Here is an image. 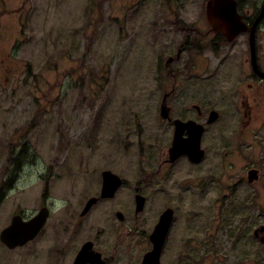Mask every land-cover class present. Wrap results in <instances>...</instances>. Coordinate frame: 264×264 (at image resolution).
<instances>
[{"label":"rangeland","instance_id":"1","mask_svg":"<svg viewBox=\"0 0 264 264\" xmlns=\"http://www.w3.org/2000/svg\"><path fill=\"white\" fill-rule=\"evenodd\" d=\"M157 2L123 14L122 0H0V170L9 148L25 142L21 169L31 175L26 197L19 185L0 206V230L13 209L37 211L36 174L73 171L91 197L111 171L125 181L121 194L95 205L78 235L79 244L99 238L105 256H116L111 264H141L150 251L141 234H151L166 209L174 214L160 264H264V128L253 139L249 128L235 136L238 115L223 112L202 138L199 166L182 158L154 175L171 146L167 127L155 123L157 59L164 65L182 37L156 32L168 25L156 16ZM255 36L264 48V21ZM172 104L188 101L178 93ZM125 121L143 130L138 146L124 138ZM242 167L258 171V181L234 188ZM135 189L145 199L137 216ZM116 212L124 216L125 250L113 247ZM45 250L42 239L14 251L0 243V264H48Z\"/></svg>","mask_w":264,"mask_h":264},{"label":"flooded vegetation","instance_id":"2","mask_svg":"<svg viewBox=\"0 0 264 264\" xmlns=\"http://www.w3.org/2000/svg\"><path fill=\"white\" fill-rule=\"evenodd\" d=\"M122 1H124L122 13L126 14L129 11H135L144 2L153 0ZM157 1L156 16L159 18V22H166L168 25L166 27L157 26L156 32L164 34L163 30L170 28L174 31L173 33L182 37L176 51L166 58L164 65L161 57L157 59L154 81L156 82V92L161 94V99L154 111L156 125L167 127L169 131L168 140L172 145L175 134L174 122H193L201 126L202 138L204 139V134L207 130L212 131L211 127L220 118V114L228 112L235 116L238 115V121L234 122L235 126L232 128V132L235 131L237 134L235 136L240 137L249 128L248 132L253 139L255 131L264 128V78L259 77L253 70L249 38L251 27L262 10L264 0H227L230 4L235 5V12L242 24L238 26L236 23L224 25L219 21L213 20L214 23L208 21L207 4L213 0ZM185 16L197 17L199 20L188 24L181 19ZM200 19H203L204 24L200 22ZM262 22L256 31H259ZM238 30L241 32L230 41V35ZM240 39L242 40L239 41ZM262 53L264 54V48L259 49L255 44L256 65L259 71L264 72ZM178 93L188 101L187 105L181 107L172 104L173 98ZM162 111L164 116L161 115ZM212 112L218 114V119L213 123H208V118ZM123 124L126 129L124 138H126L129 146H138L139 140L142 139L143 130H137L135 126L127 124L126 121ZM182 137L187 138L188 131H185ZM25 152H27L25 142L19 145L18 151L15 150V147H11L7 151L6 166L0 170V206L8 199L10 193H14V189L20 190L19 185H23L21 193L25 197L26 191L31 188V185L26 187V184H30L29 177L31 175L21 169V164L25 161L22 159L27 158ZM182 158L186 157H181L178 160ZM178 160L168 163L167 158L154 175L160 174L163 165L168 167ZM202 161L199 164H193L190 161L189 163L193 166H199ZM243 167L241 172L238 170L237 183L233 186L234 188L250 187L258 181L249 182V172L255 169ZM109 172L116 175L111 171ZM63 177L68 180L63 182ZM36 182L40 187L37 211L32 216H26L22 210L13 209L7 224L2 227L0 233L11 224L14 217L19 216L23 221H29L42 209L47 211L44 226L36 237L23 247L9 250L0 242L2 246L8 251H14L42 239L46 246L45 253L48 264H51V258L53 259L52 264H63L62 259L64 257H69L66 264H74L82 247L90 243L92 246L88 251V258L85 257L87 259L86 264H90L89 261L95 259V253L100 254V258L96 260L99 264L101 262L102 264H111L116 256L114 252L110 257L105 256V246L99 238H89L79 244L78 235L83 229L81 221L91 216L95 205L112 201L118 197L121 194L120 189L125 186V181L122 180V185L113 198L108 199L100 198L101 189L98 196L84 197L78 187V176L73 171L55 169L42 174L38 173L36 174ZM63 183L65 184V193L60 192L57 188L59 184ZM137 194H140V191L135 189V196ZM91 198H97L98 202L83 214L85 206ZM53 216H55L54 221H51ZM114 216L120 225L116 226L118 233L113 242V247L124 246L120 249L125 250V235H121L124 216L120 212H116ZM135 216H137L136 213ZM141 235L145 237L146 247L151 250L150 234Z\"/></svg>","mask_w":264,"mask_h":264},{"label":"water","instance_id":"3","mask_svg":"<svg viewBox=\"0 0 264 264\" xmlns=\"http://www.w3.org/2000/svg\"><path fill=\"white\" fill-rule=\"evenodd\" d=\"M219 13V14H218ZM207 18L208 21L214 23L213 20L219 21L224 25H242L239 22V17L235 12V5L230 4L227 0H213L207 4ZM264 20V5L262 10L253 23L250 31V48L252 53V65L254 72L261 78H264V72L258 70L255 60V42H256V30L260 23ZM241 32L238 30L232 33L229 39L230 41ZM164 116V112H161ZM218 119V114L212 112L208 118V123H213ZM175 134L174 141L168 149V163H173L181 157H186L191 163L199 164L204 158V151L201 149V138H202V127L196 125L193 122L183 123L180 121L174 122ZM185 131H188V137L183 138L182 135ZM258 172L256 170L249 172V182L257 180ZM101 199L113 198L118 188L122 185V180L110 173L104 171L101 174ZM135 200V213L142 212L144 207L145 199L141 195L137 194ZM98 201L97 198H91L83 211L85 214L89 208H91ZM173 210L166 209L159 217L157 224L155 225L152 233L150 234V243L152 249L147 252L141 261V264H160V258L162 249L167 238L169 229L173 221ZM47 218V211L45 209L40 210L33 218L29 221H23L19 216L12 219L11 224L2 230L0 233V242L9 250H13L18 247H23L26 243L33 240L36 235L40 232L41 228ZM122 220V217H120ZM260 232H264V227H261ZM254 236L258 238V231H255ZM264 244V239L261 241ZM92 244L88 243L82 247L78 253L74 264H86L88 251ZM88 258V257H87ZM94 260L89 261L90 264L98 263L96 260L100 258V254L95 253ZM102 264V262L100 263Z\"/></svg>","mask_w":264,"mask_h":264}]
</instances>
